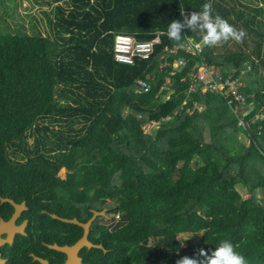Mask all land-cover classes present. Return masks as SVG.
I'll return each instance as SVG.
<instances>
[{
	"label": "trees",
	"instance_id": "trees-1",
	"mask_svg": "<svg viewBox=\"0 0 264 264\" xmlns=\"http://www.w3.org/2000/svg\"><path fill=\"white\" fill-rule=\"evenodd\" d=\"M54 1L39 9L46 32L34 15L28 30L0 23V216L12 211L1 198L24 200L36 224L67 230L74 241L82 229L46 212L86 221L109 202L118 218L111 226L91 223L88 240L100 248L83 252L88 264H176L222 240L248 264H264V30L255 19L263 8L242 0ZM209 2L214 16L246 32L243 43L202 49L206 66L242 75L246 106L236 113L216 90L188 92L181 79L195 56L163 52L176 44L163 33L183 20L180 10L199 12ZM157 32L161 41L148 59L114 61L116 33L149 39ZM183 35L201 40L203 33ZM178 56L187 64L169 77L171 67L160 63ZM147 76L148 89L138 91L135 79ZM184 99L192 112L181 108ZM242 112L247 124L238 123ZM194 159L197 165L187 163ZM135 198L140 203L131 209Z\"/></svg>",
	"mask_w": 264,
	"mask_h": 264
},
{
	"label": "built area",
	"instance_id": "built-area-1",
	"mask_svg": "<svg viewBox=\"0 0 264 264\" xmlns=\"http://www.w3.org/2000/svg\"><path fill=\"white\" fill-rule=\"evenodd\" d=\"M159 33L160 32H157L153 37L149 39H137L132 34L116 33L113 38L112 46L114 60L120 64L133 65L136 60L148 59L154 51V46L156 44H159L161 41ZM183 43V48L179 47L177 44H174L171 47L166 45L163 47V52H165L168 56V53L176 54L179 51H183L189 55L195 56V58L197 59L187 75L181 79L188 81V92L194 91L196 87H199L203 92H205L206 90H216L219 95L225 100L226 104L231 107L234 113L237 112L240 106H245V95L239 91V88L243 85L242 75H233L232 72L228 70L226 71L228 73L223 75L219 69L214 70L206 66L204 64V56L202 54V39L195 40L191 37H186ZM165 53L164 56L165 58H167ZM186 64L187 60L183 58V56H178V58L173 59L171 63L167 62L166 60L161 62L159 68L170 66L171 71L169 72V77H172L176 73L182 71L185 68ZM148 80H151L149 76H147L146 78L135 79V88L138 91L147 90ZM166 83H169V78L166 79ZM186 101L187 99H184L182 101L181 108H184L188 112H192L193 107L186 105ZM195 105L200 108V105L196 102ZM243 114H245V112L239 114V119L241 118V116H243ZM258 116L259 115H256L255 117ZM259 117L261 118V116ZM151 122L156 123L157 121ZM242 124L247 123L244 121V123Z\"/></svg>",
	"mask_w": 264,
	"mask_h": 264
},
{
	"label": "flooded vegetation",
	"instance_id": "flooded-vegetation-1",
	"mask_svg": "<svg viewBox=\"0 0 264 264\" xmlns=\"http://www.w3.org/2000/svg\"><path fill=\"white\" fill-rule=\"evenodd\" d=\"M22 201L24 200L13 202L16 204H20ZM11 206L12 211L10 215L6 218L0 216L1 220L8 221L10 219L15 210L13 204H11ZM28 207L29 206H27L24 201V207L21 208L17 213L13 225L11 227H5L4 230H0V239H4V241L0 243V264H43L42 261H45L47 264H63L66 261L67 256L64 253L59 252L51 247L53 245L57 247H71L75 245L82 237L84 231L82 226L75 223L82 229V234L78 239L70 241L69 233L67 230H49L40 226L39 224H36L38 222L35 223L34 219H32L33 213L30 211V209H28ZM32 207L36 208V206L34 205ZM46 213L49 215V217L52 218H65L56 214V217H53L52 214L54 213ZM77 221L81 223L85 222L78 219ZM94 221L95 219L92 221V223ZM23 222H25L23 227H19ZM7 237H10V242L6 241ZM47 238L51 242L45 241L47 240ZM88 242H90L93 246L98 245L100 247L99 244H94L89 240ZM90 248L91 247L88 246H82L78 250L77 257L81 259V263L88 264L87 262L83 261V252L88 251ZM57 253L59 254V256L57 255Z\"/></svg>",
	"mask_w": 264,
	"mask_h": 264
},
{
	"label": "clouds",
	"instance_id": "clouds-1",
	"mask_svg": "<svg viewBox=\"0 0 264 264\" xmlns=\"http://www.w3.org/2000/svg\"><path fill=\"white\" fill-rule=\"evenodd\" d=\"M180 12L183 20H172L167 26L166 33L163 34H166L170 40L176 42L181 48L184 47L183 32L185 29L192 32H202V45L206 47L219 46L227 43L229 40L243 43L246 36V32L243 29H237L218 13L214 16L210 2L204 3L202 11L199 12L192 11L186 14L184 9L180 10ZM201 108H203V105L199 109ZM116 212V217L118 218V211ZM176 264H248V261L243 254L236 250L229 240H222L210 253L204 249H200L195 257L183 256L176 261Z\"/></svg>",
	"mask_w": 264,
	"mask_h": 264
},
{
	"label": "rangeland",
	"instance_id": "rangeland-1",
	"mask_svg": "<svg viewBox=\"0 0 264 264\" xmlns=\"http://www.w3.org/2000/svg\"><path fill=\"white\" fill-rule=\"evenodd\" d=\"M68 1H70V0H59L58 3H56L54 1V3H52V4L53 5L62 4L63 6H66ZM242 1L247 2V3L249 2L251 5L263 8V11H261L260 14H256L255 19L258 22V25L264 30V2H263V0H242ZM5 5H7L8 9L5 8ZM48 8L49 7H47L46 5L43 4V0H2L0 2V23L7 25V28H9V30H11V28L16 27V26L19 27V25H22L25 28V30H28L27 21L30 19L29 16L34 15V17L36 18L37 28L40 30V32H46L45 20H44V18H41L42 14H40L39 9H48ZM251 14H254V12L251 11ZM31 23L32 22L30 21L29 25H31ZM226 47H233V45L230 42V43L226 44ZM263 48H264V46H263ZM210 68L213 69L212 67H210ZM260 72H261V75L264 77V68H262V70L260 69ZM162 88L168 89V83H166V80H165V84L162 85ZM169 93L170 92L168 91L165 94V97ZM200 107H202V105H200ZM257 115H259V114H257ZM47 120L41 121V123H46ZM238 121H239V123H244V121L241 118ZM37 122H40V121L38 120ZM56 123L57 122H54L53 125H57ZM149 123L146 122L144 124L146 131H149V130L151 131L157 122L156 123L149 122ZM202 136L204 139L210 140L211 131L207 128H204L202 131ZM238 137H240L245 143H248V141H249L247 136L245 134H242L241 132H238ZM33 138H34L33 134H31V133L27 134L25 140H26V144L28 146H31ZM11 150H12V148H11ZM187 163H190L192 166H194V165H197L199 162H198V159H194L191 162L187 161ZM159 166L163 167L164 165L160 164ZM64 173H65L64 169L59 170L60 176H64ZM239 190L244 197L247 196V194L243 188H239ZM257 195L260 196V191H257ZM138 203H140V200L135 198L129 202V206L131 209H134ZM105 206L108 207V209H107V211L106 210L104 211L105 212L104 217L96 216L95 222L103 223L107 226H111L114 224V222L117 218L116 217L117 212L115 209L113 210L114 206L111 203L106 202ZM180 238L183 240H193V238H190V235H186V234L180 235ZM151 242H152V239L149 240V243H151Z\"/></svg>",
	"mask_w": 264,
	"mask_h": 264
},
{
	"label": "water",
	"instance_id": "water-1",
	"mask_svg": "<svg viewBox=\"0 0 264 264\" xmlns=\"http://www.w3.org/2000/svg\"><path fill=\"white\" fill-rule=\"evenodd\" d=\"M1 201H8L9 203L13 204L14 206V212L10 219L8 221H4L0 219V230H4L5 227H11L14 223V219L17 215V213L20 211L21 208L24 207V201H22L20 204H16L13 202V200L9 198H1ZM53 217H56L55 214H52ZM96 216H104V209L102 208L101 210H92V215L83 223L77 221L75 217L72 218H63L61 220L70 222V223H76L83 228V234L81 239L73 246L71 247H57L53 245L51 248L64 253L67 258L66 261L63 264H83L81 263V259L77 257V252L82 246H88V247H93V248H100L98 245L93 246L90 242L87 240V233L89 231V226L92 223V221L95 219ZM25 222H23L19 227H23ZM4 239H0V243H2ZM6 241L10 242V237H7ZM1 263V261H0ZM43 264H47L45 261H42Z\"/></svg>",
	"mask_w": 264,
	"mask_h": 264
}]
</instances>
